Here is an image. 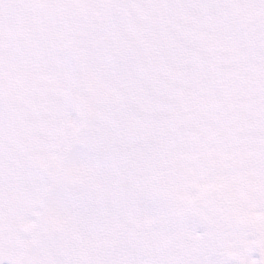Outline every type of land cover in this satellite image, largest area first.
<instances>
[{
    "label": "snow or ice",
    "instance_id": "obj_1",
    "mask_svg": "<svg viewBox=\"0 0 264 264\" xmlns=\"http://www.w3.org/2000/svg\"><path fill=\"white\" fill-rule=\"evenodd\" d=\"M0 264H264V0H0Z\"/></svg>",
    "mask_w": 264,
    "mask_h": 264
}]
</instances>
